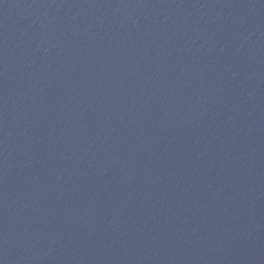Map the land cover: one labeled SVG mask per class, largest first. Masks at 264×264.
<instances>
[{"label":"water","instance_id":"water-1","mask_svg":"<svg viewBox=\"0 0 264 264\" xmlns=\"http://www.w3.org/2000/svg\"><path fill=\"white\" fill-rule=\"evenodd\" d=\"M0 264H264V0H0Z\"/></svg>","mask_w":264,"mask_h":264}]
</instances>
